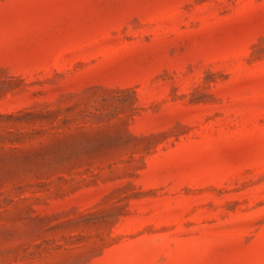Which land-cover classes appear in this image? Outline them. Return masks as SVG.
Wrapping results in <instances>:
<instances>
[{
  "label": "rangeland",
  "instance_id": "rangeland-1",
  "mask_svg": "<svg viewBox=\"0 0 264 264\" xmlns=\"http://www.w3.org/2000/svg\"><path fill=\"white\" fill-rule=\"evenodd\" d=\"M0 264H264V0H0Z\"/></svg>",
  "mask_w": 264,
  "mask_h": 264
}]
</instances>
